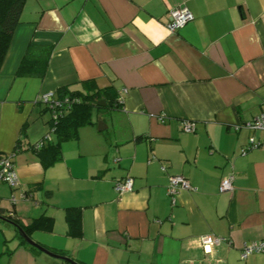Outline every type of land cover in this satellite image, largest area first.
Returning <instances> with one entry per match:
<instances>
[{
    "label": "crops",
    "instance_id": "obj_1",
    "mask_svg": "<svg viewBox=\"0 0 264 264\" xmlns=\"http://www.w3.org/2000/svg\"><path fill=\"white\" fill-rule=\"evenodd\" d=\"M178 5L193 19L170 33ZM28 43L52 47L41 79L15 75ZM86 79L117 89L121 123L102 117L105 133L97 116L45 168L34 148L50 132L39 97ZM261 112L264 0H26L0 66V152L18 180L0 182V264H71L18 234L14 220L40 216L50 220L32 240L79 264H264V253L239 257L243 242L264 238V149L240 154L264 138L246 127ZM229 173L232 190L218 192ZM173 174L193 189L168 196ZM125 176L132 189L118 194L113 180ZM70 207L78 237L67 233ZM203 235L224 239L206 251Z\"/></svg>",
    "mask_w": 264,
    "mask_h": 264
},
{
    "label": "trees",
    "instance_id": "obj_2",
    "mask_svg": "<svg viewBox=\"0 0 264 264\" xmlns=\"http://www.w3.org/2000/svg\"><path fill=\"white\" fill-rule=\"evenodd\" d=\"M25 1L0 0V66ZM51 51V46L28 43L15 75L41 79L46 72ZM52 98L60 103L59 109L55 106L56 109L51 111L42 106L48 112L49 134H52L53 138L50 137V140L35 149L40 163L45 168L60 160L62 142L77 139L81 127L95 124L96 117L102 116L103 110H118L122 102V97L114 86L97 87L92 79L81 80L78 88L72 85L60 86L52 92ZM99 101L104 104H98ZM65 219L67 233L78 237L81 234L79 209L67 208ZM49 220L47 216H40L33 219L29 225H20L15 220L14 224L28 234Z\"/></svg>",
    "mask_w": 264,
    "mask_h": 264
},
{
    "label": "built area",
    "instance_id": "obj_3",
    "mask_svg": "<svg viewBox=\"0 0 264 264\" xmlns=\"http://www.w3.org/2000/svg\"><path fill=\"white\" fill-rule=\"evenodd\" d=\"M193 19V14L186 5H178L171 8L168 11V19L166 21V27L170 33L176 32L178 29L182 28L186 23ZM66 101V100H65ZM39 102L46 106L49 110L53 111L56 107L59 109V102L52 98V92L47 94H42L39 97ZM56 106V107H55ZM60 111V110H59ZM58 111V112H59ZM161 120L162 118L159 117ZM246 127L251 130H257L264 133V112L256 115L250 122L246 124ZM194 129V123L188 120L182 122V130L184 132H192ZM50 140V134L47 133L39 141L34 144V148H40L45 141ZM254 148L264 149V138L260 140H255L250 138L248 144L242 148L240 154L244 155L247 150ZM0 182L8 184L12 188L18 186L17 176L14 170L12 156L9 153L0 152ZM233 175L231 173L222 177L218 184V192H228L233 188ZM133 180L130 176L115 178L113 180V189L118 194L129 191L132 189ZM193 187L190 185L189 181L177 174L168 176V183L166 185V194L173 198L180 190H190ZM27 194L22 193L21 198L25 199ZM11 202H15V198H10ZM224 238L214 237L211 235H203L199 237V242L202 248L206 251L212 246L218 244ZM251 253H264V238L258 240H251L243 242L240 247L239 257L240 259H245Z\"/></svg>",
    "mask_w": 264,
    "mask_h": 264
},
{
    "label": "water",
    "instance_id": "obj_4",
    "mask_svg": "<svg viewBox=\"0 0 264 264\" xmlns=\"http://www.w3.org/2000/svg\"><path fill=\"white\" fill-rule=\"evenodd\" d=\"M98 104H104L103 102H98ZM102 125V122L100 120V118H98V121H97V129L98 130H103L104 128H106V125L103 124V127L101 126ZM17 231H18V234L30 245H33L35 246L36 248L46 252L47 254L51 255V256H54L56 258H59V259H62L64 261H68L70 262L71 264H79L77 262H75L73 259L67 257V256H64V255H61V254H57V253H53V252H50L49 250L43 248L42 246H40L39 244H37L34 240H32V238L26 233L24 232V230L21 228V227H17Z\"/></svg>",
    "mask_w": 264,
    "mask_h": 264
},
{
    "label": "rangeland",
    "instance_id": "obj_5",
    "mask_svg": "<svg viewBox=\"0 0 264 264\" xmlns=\"http://www.w3.org/2000/svg\"><path fill=\"white\" fill-rule=\"evenodd\" d=\"M105 118L107 121H109V124H114V126L118 127L120 125L119 115L117 110H103L102 116H98L100 118L102 124H106L105 121H103V118ZM98 121V119H97ZM105 133L107 132V129L103 130Z\"/></svg>",
    "mask_w": 264,
    "mask_h": 264
}]
</instances>
